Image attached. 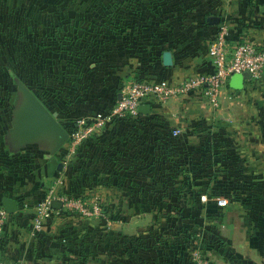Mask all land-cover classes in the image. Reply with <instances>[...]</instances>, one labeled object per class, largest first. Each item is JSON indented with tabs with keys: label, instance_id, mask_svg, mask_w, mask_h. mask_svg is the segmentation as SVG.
Segmentation results:
<instances>
[{
	"label": "crops",
	"instance_id": "0c3cea01",
	"mask_svg": "<svg viewBox=\"0 0 264 264\" xmlns=\"http://www.w3.org/2000/svg\"><path fill=\"white\" fill-rule=\"evenodd\" d=\"M41 1L46 10L62 14L84 11L77 0L62 5ZM122 2L138 15L97 26L89 22L92 28H105L96 36H80L86 28L83 21L52 22L74 29L58 37L57 48L49 42L43 50L47 90L38 98L67 131L79 117L106 113L126 80L176 82L210 71L208 42L219 27L210 15L228 25L231 43L247 37L264 45V0ZM165 51L170 53L169 64L163 61ZM51 77L57 79L54 87ZM249 87L263 91L264 73L260 80L245 79L240 89L227 81L221 95L246 97L256 92ZM148 104L150 111L139 119L105 121L73 153L67 140L53 150L52 135L21 142L11 127L3 133L0 122V205L4 196L17 201L4 226L2 249L9 261L61 264L62 259L74 258L76 264L85 259L89 264H192L188 244L175 230L167 241L150 240L152 234L142 225L149 216L199 235L207 246L202 250L216 264H264V102L256 103L248 118L243 113L236 121L227 120L231 112L211 107L196 91ZM215 113L217 133L211 136ZM174 127L180 128L178 135L172 134ZM4 143L7 148L2 151ZM23 147L18 160L16 150ZM19 165L26 166L25 172H17ZM51 177H57L59 190L90 186L94 193L102 191L112 213L104 219L64 210L32 233L33 200ZM215 195L227 197V206L219 208ZM216 235L221 245L214 244ZM84 238L93 247L73 244Z\"/></svg>",
	"mask_w": 264,
	"mask_h": 264
},
{
	"label": "rangeland",
	"instance_id": "374dc122",
	"mask_svg": "<svg viewBox=\"0 0 264 264\" xmlns=\"http://www.w3.org/2000/svg\"><path fill=\"white\" fill-rule=\"evenodd\" d=\"M121 1L122 0H77L76 4L79 3L81 8H84V11L78 13L69 12L70 14L66 12V14H62V12H58L53 8L46 10L41 6V0H0V4L2 6V10L0 11V122L3 133H7L8 128L13 125L15 109L23 101V94L17 86L18 82H22L28 86L31 90H33V92H35V94H37V96H39V98L45 96L47 84L45 76L42 75V70L43 67H45L47 60L43 50H47L49 42H52L53 46L57 48L59 42L58 37L62 36L64 31L67 32L70 30L72 32L74 29V27L64 28L63 24H53L52 22L55 20L61 21L68 19L69 21H83V25H85L86 28L83 27L81 29L83 33H81L80 36H96L99 31L104 32L105 28H92L89 26V22H93L95 23L94 26H97V24L101 21H110V11L114 12L115 19L118 18L119 20H121L122 16L124 17L123 19L126 20L131 19V17H129L130 15H138V12L134 11L135 9L130 8L129 10H126L124 7L127 3H121ZM70 3H74V0H56V4L58 5ZM136 3V0H130V5H134ZM32 7L34 9L33 11L31 10ZM43 9L46 11H43ZM127 14L129 16L126 17ZM52 57L53 56L51 55V59ZM55 82H57V79L52 78L50 87H54L53 85ZM261 88L262 87H249V90H255L256 92L249 93L246 95V97L236 96L237 94H234V96L231 94L221 95L219 107L223 108L225 112H231V114L228 115L230 118L227 120L236 121V117L238 118V116L242 115L243 113H245V118H248L249 115H251L254 106L257 107L255 104L258 102H264V90L262 91ZM260 90L262 93H260ZM217 122L218 118L217 114L215 113L213 120L210 122L213 125L215 124V129L214 126L212 129H209L211 136H213L214 133H217ZM7 135V137H9V134ZM5 145L7 144H2V151H5L7 148ZM25 150L26 147L16 150V159L19 160L20 155H22ZM25 169L26 166L19 165L17 172L23 173L25 172ZM57 185V177H51L50 179H47L45 188L42 190V194L36 196L33 200L35 207L46 195L49 189L54 188V191L80 193L85 199L98 196L100 201L109 210L108 217L112 213L113 206H109V204L106 203L103 195L101 196L102 191L96 192L100 193L97 195L91 191V189H89L90 186L81 190H59ZM162 207L163 206L161 205V208ZM152 208L153 207H150L149 210L151 211ZM161 208L157 207L158 211ZM161 210L165 209L162 208ZM68 213L79 215L73 211H69ZM81 216L86 217L87 215ZM148 217L149 216H147V219L142 224L145 228V231H147L149 235H159L163 242L164 240L167 241L170 239L171 235L173 234L172 231L175 228H173L172 223L167 221H152ZM101 218L105 219V217ZM152 218L153 216H151V219ZM168 225L169 228L167 227ZM84 228H86V226H84ZM152 235H150L151 241L154 239ZM85 239L86 238L80 239L76 242H73V244L76 243V245H80V247H85L83 249H89L90 247H93V242ZM199 242L203 247V244H205L204 240L201 239ZM204 247L207 248V246ZM69 260L62 259V262L60 263L62 264L64 262L63 264H76L74 262V258H71V262H69ZM81 264H89V262L87 259H85Z\"/></svg>",
	"mask_w": 264,
	"mask_h": 264
},
{
	"label": "built area",
	"instance_id": "2783aa9c",
	"mask_svg": "<svg viewBox=\"0 0 264 264\" xmlns=\"http://www.w3.org/2000/svg\"><path fill=\"white\" fill-rule=\"evenodd\" d=\"M208 51L212 63V69L208 72L190 74L176 82L162 78L159 80L129 79L121 83L119 96L106 113H97L94 117L82 116L73 120L68 131V151L73 153L107 120L139 119L142 116V112L139 111L141 103H162L196 91L211 107L217 109L220 105L222 89L233 73L247 70L253 80H260L263 76L264 45L255 43L247 37L234 44L231 43L229 27L224 21H219V27L208 42ZM179 132V127L172 129L173 135H178ZM201 198H205L204 193ZM53 199H60L62 206L52 207L50 202ZM215 202L219 208L223 209L227 206L228 199L224 195H215ZM64 210L73 211L79 215L105 218L109 214V210L98 196L85 199L80 193L54 191L52 188L35 207L31 232L40 231L46 218L61 214ZM7 215L6 210L0 205V264H22L21 261H9L2 249ZM199 239L192 240L193 246L190 248L192 264H216L202 250Z\"/></svg>",
	"mask_w": 264,
	"mask_h": 264
},
{
	"label": "water",
	"instance_id": "95a60500",
	"mask_svg": "<svg viewBox=\"0 0 264 264\" xmlns=\"http://www.w3.org/2000/svg\"><path fill=\"white\" fill-rule=\"evenodd\" d=\"M210 16L212 22H219L218 16ZM163 61L165 64L170 63V53L168 51L163 53ZM250 77L251 74L247 70L235 72L229 77L228 84L234 89H240L244 80ZM17 86L23 94V101L15 109L13 125L10 131L21 142L34 141L42 135H52L54 137L53 150L61 147L68 139V131L58 121L55 112L48 109L24 83L18 82ZM139 111L143 113L149 112L150 104L141 103ZM1 203L7 213H12L17 209V201L12 197H2ZM50 204L54 208H60L62 201L53 199Z\"/></svg>",
	"mask_w": 264,
	"mask_h": 264
},
{
	"label": "trees",
	"instance_id": "16d2710c",
	"mask_svg": "<svg viewBox=\"0 0 264 264\" xmlns=\"http://www.w3.org/2000/svg\"><path fill=\"white\" fill-rule=\"evenodd\" d=\"M109 17H110V20H114L115 19V13L110 11ZM174 230H175L174 234L176 233V235H179V236L183 237L185 242L188 244V246H187L188 248L187 249H190V247L193 246V241H192L193 238H200L201 239V237L199 235L197 236V235L193 234L189 229H187L185 227H182V226L178 227L177 226V227L174 228ZM153 237H154V241H160V240L162 241V238L159 235L155 234V235H153ZM206 241H208V240H206ZM222 241L223 240H222L221 237H219L218 235L215 236V243L214 244L216 246L221 245L223 243ZM214 244H212L211 247L214 246ZM202 248L203 249H207L204 246Z\"/></svg>",
	"mask_w": 264,
	"mask_h": 264
}]
</instances>
